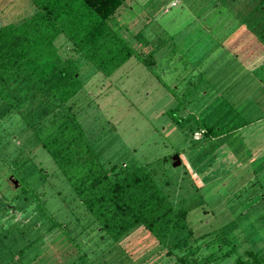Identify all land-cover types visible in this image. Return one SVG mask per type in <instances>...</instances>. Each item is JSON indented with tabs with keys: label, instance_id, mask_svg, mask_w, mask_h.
<instances>
[{
	"label": "rangeland",
	"instance_id": "rangeland-1",
	"mask_svg": "<svg viewBox=\"0 0 264 264\" xmlns=\"http://www.w3.org/2000/svg\"><path fill=\"white\" fill-rule=\"evenodd\" d=\"M241 3L127 1L114 22L135 54L110 76L77 57L65 37L57 45L80 67L83 87L71 104L102 162L158 166L174 193L187 190L195 236L216 231L220 243L222 231L231 243L264 252V38L236 11ZM27 5L0 0V24ZM137 32L147 46L136 43ZM148 56L154 64L143 60ZM10 116L0 121V264H175L166 254L174 238L159 245L143 230L104 251L107 242L66 190L34 130ZM208 125L216 130L209 139ZM175 153L177 167L170 160ZM17 154L16 167L21 157L29 161L19 175L32 178L44 207L25 185L27 198L12 200L17 191L6 177ZM76 244L89 260L79 263L76 248L83 250Z\"/></svg>",
	"mask_w": 264,
	"mask_h": 264
},
{
	"label": "trees",
	"instance_id": "trees-1",
	"mask_svg": "<svg viewBox=\"0 0 264 264\" xmlns=\"http://www.w3.org/2000/svg\"><path fill=\"white\" fill-rule=\"evenodd\" d=\"M127 1L26 0L27 7L8 15L0 24V121L11 115L23 122V130H34L37 144L53 159L66 190L90 216L98 237L107 242L104 251L115 249L131 232L143 230L159 245L174 238L166 254L175 256V264H264V252L238 247L224 239L222 231L220 243L216 231L195 236L188 224L193 205L187 190L174 193L158 166L103 163L73 110L72 98L83 87L81 71L74 56L61 55L57 39L65 37L77 57L110 76L135 54L120 34L122 26L114 22ZM222 1L231 7L235 3ZM239 2L236 11L264 38V0ZM134 37L142 46L147 43L140 32ZM143 60L155 63L149 56ZM215 135L208 125L204 138ZM21 188L12 200L27 198L25 187ZM30 193L36 205L44 207L38 195ZM75 246L83 250L76 248L79 263L89 260L88 250Z\"/></svg>",
	"mask_w": 264,
	"mask_h": 264
},
{
	"label": "flooded vegetation",
	"instance_id": "flooded-vegetation-1",
	"mask_svg": "<svg viewBox=\"0 0 264 264\" xmlns=\"http://www.w3.org/2000/svg\"><path fill=\"white\" fill-rule=\"evenodd\" d=\"M215 5V7H217L218 5H217V3H215L214 4ZM223 24V23H222ZM223 26V25H222ZM21 151H23V153H26L25 151H24V149L22 150H20V152ZM23 153H22V155H23ZM27 154H28V152H27ZM175 154H178L179 155V153H175ZM173 155V154H172ZM18 157H20V155H16V156H14L13 157V159H12V161L10 162V173L7 175V177H6V179L8 180V181H10L11 183H13V186H14V188H15V190L17 191L19 188H21V186L23 185H25L27 188H28V190H32L33 192H34V194L35 195H37L36 194V192H37V189H36V187L34 186V183H32V182H30L31 180H32V178H30L29 176L27 177V178H24V177H22V176H20L19 175V173L20 172H22V171H25V169H26V163H29V161H27V162H25L24 163V159L21 157V165L19 164L18 165V167H16L17 166V160L19 159ZM170 160H171V162H172V159H171V157H170ZM166 161H168V157H166ZM12 170H16V173L18 174V176L17 175H15V173L12 171ZM20 171V172H19ZM20 176V177H19ZM47 177H49V176H46V173L43 175V176H40V178L42 179V180H44L45 178H47ZM37 179H39V178H36V180ZM13 180H17V184H15L14 182H13ZM34 186H32V185ZM24 186V187H25ZM24 188V189H27V188ZM15 190H13V191H15ZM17 193V192H16ZM56 194H57V192H56ZM57 195H59V194H57Z\"/></svg>",
	"mask_w": 264,
	"mask_h": 264
},
{
	"label": "water",
	"instance_id": "water-1",
	"mask_svg": "<svg viewBox=\"0 0 264 264\" xmlns=\"http://www.w3.org/2000/svg\"><path fill=\"white\" fill-rule=\"evenodd\" d=\"M171 159H172V166L173 167H177V166H179L181 164V158H180V156L178 154H173L171 156ZM13 182L15 184H17V180H13Z\"/></svg>",
	"mask_w": 264,
	"mask_h": 264
}]
</instances>
